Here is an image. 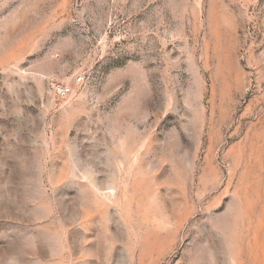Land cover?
<instances>
[{"label":"rangeland","instance_id":"rangeland-1","mask_svg":"<svg viewBox=\"0 0 264 264\" xmlns=\"http://www.w3.org/2000/svg\"><path fill=\"white\" fill-rule=\"evenodd\" d=\"M0 264H264V0H0Z\"/></svg>","mask_w":264,"mask_h":264},{"label":"built area","instance_id":"built-area-1","mask_svg":"<svg viewBox=\"0 0 264 264\" xmlns=\"http://www.w3.org/2000/svg\"><path fill=\"white\" fill-rule=\"evenodd\" d=\"M76 80H77V81H80V80H81V78H80V77H78Z\"/></svg>","mask_w":264,"mask_h":264}]
</instances>
